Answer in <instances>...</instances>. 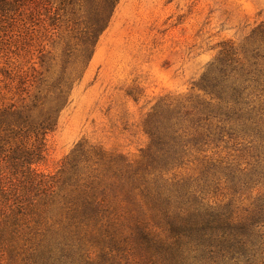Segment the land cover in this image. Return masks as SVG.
I'll list each match as a JSON object with an SVG mask.
<instances>
[{"label":"trees","instance_id":"16d2710c","mask_svg":"<svg viewBox=\"0 0 264 264\" xmlns=\"http://www.w3.org/2000/svg\"><path fill=\"white\" fill-rule=\"evenodd\" d=\"M191 90L146 115L137 160L80 141L54 174L31 165L58 101L2 104L0 264H264V23Z\"/></svg>","mask_w":264,"mask_h":264},{"label":"rangeland","instance_id":"374dc122","mask_svg":"<svg viewBox=\"0 0 264 264\" xmlns=\"http://www.w3.org/2000/svg\"><path fill=\"white\" fill-rule=\"evenodd\" d=\"M5 8L0 106L25 98L38 118L58 101L44 157L31 165L46 174L80 141L137 160L152 108L189 95L221 52H242L264 23V0H117L112 10L108 0H11ZM12 145L0 140V173Z\"/></svg>","mask_w":264,"mask_h":264}]
</instances>
